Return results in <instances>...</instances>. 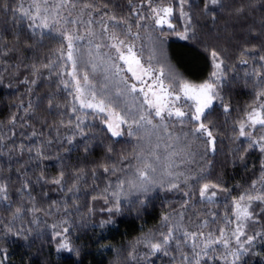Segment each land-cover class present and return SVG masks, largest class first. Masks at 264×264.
Wrapping results in <instances>:
<instances>
[{
  "label": "snow or ice",
  "instance_id": "6c2138e0",
  "mask_svg": "<svg viewBox=\"0 0 264 264\" xmlns=\"http://www.w3.org/2000/svg\"><path fill=\"white\" fill-rule=\"evenodd\" d=\"M223 3L224 0H199L198 3H193V0H139L134 3L129 0L128 16L106 11L110 7L107 0H31L28 7L21 4L16 8H10L5 3L0 11L20 12L22 18L28 21L33 43L26 41V47L41 43L46 33L56 32L62 37L55 59L49 57L47 61L24 65L30 68V74L35 79L26 77L20 83L36 85L43 78L44 69L48 70L49 76L57 75L63 89L71 97V116L67 123L62 117L55 126L57 136L51 138L50 131L48 138L38 141L41 147L36 148L32 155L33 146L25 145L23 141L17 144L14 139L16 133L13 129L18 119L22 118L13 114L9 120L10 128L0 133V154L6 150L9 156L14 152L22 155L27 148L29 160H42L48 158L45 150L48 146L58 143L63 148L65 142L70 146L65 151L83 147L85 154H88L94 146L95 137L90 136L89 132L95 128V123H87V119L99 120L106 129L105 135L119 138L126 134L134 138L137 143L133 145L132 153H121L114 160L115 150L109 142L107 154L93 163L90 177L86 169L77 168L73 172L71 186L66 188V172L61 169L57 177L49 179L41 175L35 181L36 184L57 185L60 192L70 194L74 211L80 214L82 225L87 220L79 207L81 183L86 184L88 179L92 180V201H102V204L86 205V215L90 219L98 210L99 224L94 227L101 229L115 227V217L122 216L125 209L129 212L135 209L139 218V213L146 210L152 202L150 197L157 189L183 191L187 199L182 200L181 204L186 211L192 201L193 190L199 185L200 203L213 205L222 192L227 209V198L232 190L219 181L211 182L208 175L219 150L220 135L217 125L209 121L208 116L217 105L226 116L232 112L231 102L225 98L229 82L226 58L216 47L205 44L204 50L211 60V71L207 79L194 84L172 68L163 49L165 40L173 35L182 41L199 42L200 25L196 23L193 9L198 10L200 17H211L214 24L217 10L223 9ZM248 7H251V0L248 4L242 2L237 6L235 15L243 16ZM142 32L149 34L154 45L147 61L143 59L142 52L136 51V41L142 39ZM85 48L89 58L87 62L83 61ZM101 48L112 49L114 54L111 51L101 52ZM19 50L18 36L10 47L5 37L0 35V63H8L4 57ZM239 56V63L243 65L255 61L256 47L250 49L245 42ZM98 59L103 62L97 63ZM258 59L261 63H253L252 70L245 73V82L253 83L255 94L242 110V116L231 126L233 143L236 144L231 154L261 153L259 176L231 197V207L227 209L224 219H220L215 212L204 213L205 217L211 219L198 221L195 229H192L184 224L185 211L177 212L175 216L172 213L163 214L160 228L145 234L129 251L128 257L134 264H140L141 260L144 264H155L153 258L160 255L171 257V264H216L217 261L220 264H245L244 257L261 255L254 246L257 239H264V230L251 234L248 231L249 224L259 222L261 214H264V207H260L259 212L256 210L264 205V54L258 55ZM22 65L21 59L15 65L13 75L19 74ZM69 65L71 71L68 70ZM99 70L104 72L102 84L95 79ZM253 76L255 82L247 79ZM28 90L32 91L31 88ZM18 107L23 108L29 117L32 115L31 102ZM52 107L50 98L49 109ZM61 127L68 131L61 133ZM9 131L11 135H8ZM22 135L32 139L37 135L44 136V132L33 130L30 135ZM77 137L83 143H76ZM145 140L147 146L142 143ZM200 145L203 146L202 151L199 150ZM100 170L103 176H100ZM100 181L104 182L102 188ZM31 188L32 182L25 180L20 189L31 202V207L18 205L11 221H0V233L20 237L24 228L21 225L17 229L15 221L23 219L25 213H31V222L35 223L39 220L36 213L53 216L55 213L52 209L59 212L63 205L64 215L50 225L51 240L58 255L67 253L61 256L62 259L70 264H82L81 248L77 239L73 238V232L80 229L69 219L73 212L68 211V204L53 201L45 211L31 195ZM8 201V187L0 184V203ZM5 210H12L10 203ZM217 222L223 226L213 228L212 225ZM140 246L145 251H139ZM0 264H3V260H0Z\"/></svg>",
  "mask_w": 264,
  "mask_h": 264
},
{
  "label": "trees",
  "instance_id": "16d2710c",
  "mask_svg": "<svg viewBox=\"0 0 264 264\" xmlns=\"http://www.w3.org/2000/svg\"><path fill=\"white\" fill-rule=\"evenodd\" d=\"M107 2L110 7L106 11H113L117 15H129V0H107ZM133 2L138 3L139 0H133ZM198 2L199 0H193V3ZM242 2L248 4L249 0H224L223 9L217 10L214 24L211 17H200L198 10L193 9L196 23L200 25L198 29L199 42L190 43L168 37L164 43L168 63L184 79L194 84H199L207 79L211 71V60L209 53L204 50L205 44L216 47L226 58L229 82L225 89V98L231 102L232 112L230 116H226L223 109L217 105L215 111L208 116V120L217 125L220 133L218 137L219 150L212 160L208 175L211 182L219 181L232 190L231 196L227 198V209L231 207V197L236 196L242 190V186L250 185L251 181L260 174L261 153L250 151L246 155L243 152L237 153L235 156L231 154L232 149L236 147V144L233 143L231 126L235 120L242 116V110L250 103L255 94L253 83L245 82V73L252 70L253 63L259 65L261 62L258 55L264 54V0H251V7L246 9L243 16L238 17L235 15V8L240 6ZM5 3L10 8H16L24 3V0H0V9ZM200 6H203L202 3ZM221 30L226 31V33L220 34L222 38L220 37L221 40L219 38L217 44L224 42L217 46V44L212 43L213 37L210 34L214 32L219 35ZM36 31L39 32L40 29H36ZM141 34H143L141 35L142 39L137 40L138 44H136L139 50L146 46V41L150 40L148 33L142 32ZM0 35L5 37L10 47L17 36L20 41V50L4 57L8 63H0V74H2L0 75V79H2V83H0V133L10 128V117L16 114L22 119H18L16 127L13 129L16 133L14 139L17 144L23 141L25 145L33 146L32 155H34L35 149L41 147L38 141L48 138L50 131L51 138L57 136L55 126L60 123L62 117L67 123L69 116H71V97L63 89V84L60 83L57 75L49 76L47 69L43 70L44 76L38 80L36 85L23 84L20 81L26 77L29 80L35 79L30 74V68L24 67V65L30 66L35 61H47L49 57L55 59L62 38L55 32L46 33L41 43L35 44L31 48L26 47V41L33 43L28 30V21L22 18L20 12L13 11L7 13L0 11ZM245 42H247L248 48L251 49L255 46L257 50V59L249 61L247 65L239 63V52L245 46ZM100 51L110 52L111 49L101 48ZM147 52H144L145 55ZM84 53L87 54V48L84 49ZM21 59L23 65L19 69V74L13 75L15 65L20 63ZM102 62V59L97 60V63ZM101 73L104 72L101 70ZM247 79L252 82L256 80L254 76ZM29 88L32 89L31 92L28 90ZM50 98L53 105L51 109H49ZM29 102L33 105L30 117L26 115L23 108L18 107L20 105L27 106ZM65 113L67 115H63ZM87 123H95V128L89 132L90 136L95 137L94 146L88 154H85L83 147L70 152L65 151V148L70 147L66 142L63 148L58 143L48 146L45 149L48 158L42 160H29L30 154L27 148L22 155L19 152H14L9 156L6 150L0 154V184L7 185L9 196L8 202L0 203V221H11L18 205H23L25 208L31 207V202L20 192L23 182L29 180L32 182L31 195L36 198L38 206L45 211L49 209L53 201L68 204V211L73 212L69 219L80 229L78 232H73V238L77 239L78 246L81 248L82 264H117L118 262L119 264H134L128 257L132 247L145 234L160 228L163 214L172 213L175 216L177 212L185 211L181 201L187 197L184 196L183 191L167 192L157 189L150 197L152 202L147 205L146 210L139 213V218H137L135 209L132 212L125 209L122 216L115 217L117 221L115 227L109 226L101 229L94 227V225L99 224L100 213L98 210L96 215L90 219L86 215L88 212L86 205L102 204V201H92V180L88 179L86 184L81 183L79 207L80 213H84L87 220V223L82 225L80 214L74 211L75 205L72 203L70 194L60 192L57 185L51 183L36 184L35 181L41 175L47 176L49 179L57 177L61 169L66 172V188L71 186L73 172L77 168L86 169L90 177L93 163L107 154L106 146L109 142L115 150L112 157L114 160L118 159L121 153H132L134 142L121 137L112 138L110 134L105 135L106 129L99 120L87 119ZM22 124L24 127H21ZM33 130H42L44 136L37 135L32 139H27L22 135L23 133L30 135ZM60 131L64 133L68 129L61 127ZM8 135H11V131L8 132ZM75 142L83 143L79 137ZM202 149L203 146L200 145L199 150L202 151ZM99 174L100 176L104 175L102 170ZM103 186L104 182L100 181V187ZM198 188L199 185L193 190L192 201L187 206L184 216V224L192 229H195L198 221L205 218L211 219V217H205L204 213L215 212L219 214L220 219H224L227 211L224 193H219L215 204H202L200 203ZM9 203L11 204V211L5 210ZM260 207H264V205L257 207V212H259ZM52 210L55 213L53 216H47L44 212L36 213L39 220L35 223L31 222V213H25L23 219L16 220V228L20 229L21 225L24 228L20 237L7 232L0 233V260H3V264H70L69 261L61 258L67 253L58 255L51 240L52 229L50 225L64 215V207L61 205L59 212H56L55 208ZM220 226L223 225L219 222L212 225L213 228ZM262 230H264V214H261L259 222L250 223L248 226L249 234ZM254 247L256 252L261 255L244 257L245 264H264V239H257ZM139 251L145 250L140 246ZM153 259L155 264H171V257L169 256L160 255L159 258ZM140 264H144V261L141 260ZM216 264H220V262L217 261Z\"/></svg>",
  "mask_w": 264,
  "mask_h": 264
},
{
  "label": "rangeland",
  "instance_id": "374dc122",
  "mask_svg": "<svg viewBox=\"0 0 264 264\" xmlns=\"http://www.w3.org/2000/svg\"><path fill=\"white\" fill-rule=\"evenodd\" d=\"M30 3H31V0H24V3H22V4H24V7H28ZM220 32H221V33H220ZM222 33H226V31H222V30L219 31V35H218V34H215L214 32H212V33L210 34V35L213 37V42H212V43L217 44V43L219 42V38H220V37L222 38V36L220 35V34H222ZM55 34H57V33L55 32ZM57 35H58V34H57ZM141 35H143V34H141ZM58 36H59V35H58ZM170 37H174V38L179 39V38H178L177 36H175V35L170 36ZM61 38H62V37H61ZM221 38H220V40H221ZM147 40H148V39H147ZM214 40H215V42H214ZM206 42H208V41L206 40ZM223 42H224V41H223ZM223 42L220 43V44H217V46H220L221 44H223ZM136 44H138V41H136ZM153 47H154V45L152 44V42H151L150 40H148V41H146V46H145V47L141 48L140 50H139V48L136 47V51H137V52H142V53H143V59H144L145 61H147V59H148V55L151 53ZM163 49H164V45H163ZM111 51H112V53L114 54V50L111 49ZM146 51H148V52H147V55H145V53H144V52H146ZM164 52H165V50H164ZM88 59H89V58H88L87 54L84 55V57H83V61L87 62ZM69 66H70V65H69ZM69 71H71V66L69 67ZM89 71H91V68H89ZM103 76H104V73H101V70H99V71L96 73L95 79L98 80V81L102 84V83L104 82V81H103ZM129 103H130V102H129ZM178 132H179V129L177 130V133H178ZM121 138H124V139H126V140H130V141L134 142V144L137 143V141H136L134 138H129L126 134H125L124 136H122ZM154 139H155V138L153 137V140H154ZM142 143H145V146H147L146 140H145V141H142ZM117 264H119V262H118Z\"/></svg>",
  "mask_w": 264,
  "mask_h": 264
}]
</instances>
